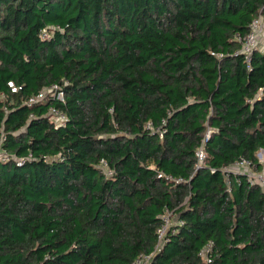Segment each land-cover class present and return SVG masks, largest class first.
<instances>
[{
	"label": "trees",
	"instance_id": "trees-1",
	"mask_svg": "<svg viewBox=\"0 0 264 264\" xmlns=\"http://www.w3.org/2000/svg\"><path fill=\"white\" fill-rule=\"evenodd\" d=\"M258 16L264 0H0V264H206L209 244V264H264V192L224 174L264 153V48L235 40Z\"/></svg>",
	"mask_w": 264,
	"mask_h": 264
},
{
	"label": "built area",
	"instance_id": "built-area-1",
	"mask_svg": "<svg viewBox=\"0 0 264 264\" xmlns=\"http://www.w3.org/2000/svg\"><path fill=\"white\" fill-rule=\"evenodd\" d=\"M264 38V18L261 16H258L254 18L250 24L249 33L245 37L237 36L236 41L241 44L240 53L245 55L246 58L249 57L251 52L256 48L255 45L259 38ZM12 87V85H9ZM15 91V89H13ZM47 96L51 97H62V93L57 90V87L52 86L50 88L44 89L38 94L35 98H32L29 100V103H34L40 99H44ZM49 119L53 121L55 125H60L65 120V117L62 113H60L56 109H50L48 112ZM208 138V133L205 135L204 141H206ZM261 152V151H259ZM258 152V153H259ZM257 153V154H258ZM263 153V152H262ZM264 154V153H263ZM258 156L261 157L259 154ZM257 157V156H256ZM196 159L199 164H201L204 160V153L202 149H199L196 152ZM0 160L6 161V153L2 150L1 147V141H0ZM260 165V170L258 171V174L254 175L253 172L249 171V168L256 167L252 165L247 160H240L236 163H234L232 166L225 167L224 168V174L227 176L228 174H241L248 178L249 181L252 183L257 184L259 187L262 188V191L264 192V160L263 162H258ZM101 166L105 170L107 174L110 175L109 170L107 169V164L104 161H101ZM257 169V167H256ZM174 216L170 213H166L163 217L164 224L157 230V238H158V245L156 250L159 249L160 245L164 241V237L168 229L171 227L172 223L171 218ZM210 248V244L207 245L201 252L200 256L204 260V263L209 264L210 260L208 259L206 253ZM150 260V256H142L140 255L138 258H136L132 263L130 264H148Z\"/></svg>",
	"mask_w": 264,
	"mask_h": 264
},
{
	"label": "rangeland",
	"instance_id": "rangeland-1",
	"mask_svg": "<svg viewBox=\"0 0 264 264\" xmlns=\"http://www.w3.org/2000/svg\"><path fill=\"white\" fill-rule=\"evenodd\" d=\"M255 47L256 48H259V49H262V48H264V38H259L258 39V41H257V43H256V45H255ZM261 155V157L260 156H258V155ZM263 160H264V154L262 153V152H259L258 154H257V161L259 162H263ZM249 171L250 172H253V174L254 175H256V174H258V171H257V169H256V167H252V168H249ZM175 220H174V217L173 218H171V222H174Z\"/></svg>",
	"mask_w": 264,
	"mask_h": 264
}]
</instances>
